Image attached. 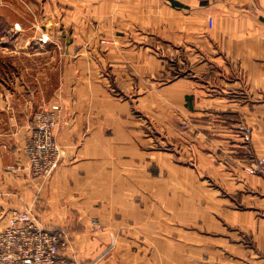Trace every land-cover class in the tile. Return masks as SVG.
<instances>
[{"label":"crops","instance_id":"obj_1","mask_svg":"<svg viewBox=\"0 0 264 264\" xmlns=\"http://www.w3.org/2000/svg\"><path fill=\"white\" fill-rule=\"evenodd\" d=\"M27 6L0 12V231L30 209L82 264H264L245 170L264 157V0ZM57 103L62 163L37 177L25 147Z\"/></svg>","mask_w":264,"mask_h":264},{"label":"built area","instance_id":"obj_2","mask_svg":"<svg viewBox=\"0 0 264 264\" xmlns=\"http://www.w3.org/2000/svg\"><path fill=\"white\" fill-rule=\"evenodd\" d=\"M19 29L18 24L15 25ZM48 33L40 41L46 44ZM64 106L52 104L34 116L31 134L25 147L29 168L34 176L50 177L63 159L56 129L62 125ZM244 140L252 141V129L244 127ZM245 170L264 178V157L256 158ZM70 239L64 228L44 227L36 213L30 209L18 211L8 218L5 229L0 231V264H82L74 257L63 254V242Z\"/></svg>","mask_w":264,"mask_h":264},{"label":"rangeland","instance_id":"obj_3","mask_svg":"<svg viewBox=\"0 0 264 264\" xmlns=\"http://www.w3.org/2000/svg\"><path fill=\"white\" fill-rule=\"evenodd\" d=\"M28 2H30V0H0V12L5 13L4 12L6 10V9H4L5 7L7 8L8 6H11V5H14L17 3V7L13 11L16 13V16L18 17L17 19H19L18 23L21 24L22 19H25L24 16H25L26 12L32 13L31 7L27 6ZM34 2H35V5H38L37 9H39L40 3L43 2V0H34ZM11 11H12V9H11ZM42 15H43V12H41V14H40L39 21H40ZM5 23L6 22L4 21L3 15L0 14V34H3L6 31ZM16 30L19 31V29H16Z\"/></svg>","mask_w":264,"mask_h":264}]
</instances>
